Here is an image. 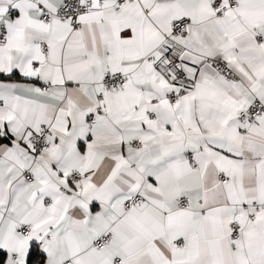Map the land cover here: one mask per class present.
<instances>
[{
	"label": "snow or ice",
	"instance_id": "1",
	"mask_svg": "<svg viewBox=\"0 0 264 264\" xmlns=\"http://www.w3.org/2000/svg\"><path fill=\"white\" fill-rule=\"evenodd\" d=\"M0 264H264V0H0Z\"/></svg>",
	"mask_w": 264,
	"mask_h": 264
}]
</instances>
